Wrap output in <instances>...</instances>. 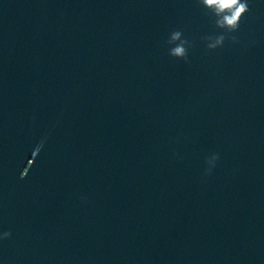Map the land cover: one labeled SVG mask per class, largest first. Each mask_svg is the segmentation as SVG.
<instances>
[{"label": "water", "instance_id": "water-1", "mask_svg": "<svg viewBox=\"0 0 264 264\" xmlns=\"http://www.w3.org/2000/svg\"><path fill=\"white\" fill-rule=\"evenodd\" d=\"M247 2L209 50L223 30L199 0H0V250L264 196V0Z\"/></svg>", "mask_w": 264, "mask_h": 264}, {"label": "clouds", "instance_id": "clouds-1", "mask_svg": "<svg viewBox=\"0 0 264 264\" xmlns=\"http://www.w3.org/2000/svg\"><path fill=\"white\" fill-rule=\"evenodd\" d=\"M199 3L207 9L208 13L215 17V24L217 28L222 29L223 32L218 35H209L203 39L207 41V48L215 50L224 45L228 34L236 32L240 27V21L249 12V5L247 0H199ZM235 42V37H230ZM169 45H174L169 49V55L177 59H182L186 63L188 61V48L191 46L190 41L183 38V33L179 30L173 31L169 39L166 41ZM44 141L36 146L33 157L40 152ZM219 159L218 154L212 155L207 163L209 168L207 174L211 173V169L215 167V162ZM29 169H23L21 178L25 177ZM11 235L10 232H4L0 239H7Z\"/></svg>", "mask_w": 264, "mask_h": 264}]
</instances>
